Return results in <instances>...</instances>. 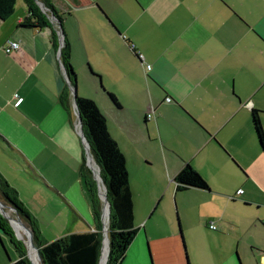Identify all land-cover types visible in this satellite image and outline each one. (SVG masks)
<instances>
[{
    "label": "crops",
    "instance_id": "crops-1",
    "mask_svg": "<svg viewBox=\"0 0 264 264\" xmlns=\"http://www.w3.org/2000/svg\"><path fill=\"white\" fill-rule=\"evenodd\" d=\"M51 1L64 15L59 49L54 27L20 26L28 15L24 0L11 17L0 18V151L10 146L76 208L68 234L95 229L93 212V223L78 227L86 217L77 204H89L83 181L74 177L84 148L73 114L59 99L69 85L60 59L61 41L67 42L84 82L82 96L95 100L126 157L138 232L121 264L262 261L264 150L252 110H260L264 125V0ZM9 40L20 42L11 54L4 50ZM151 109L155 117L147 119ZM187 163L209 189L177 190L175 177ZM143 191L155 197L141 205ZM183 192L195 203L189 212L180 197L177 229L166 197ZM159 210L165 222L152 223Z\"/></svg>",
    "mask_w": 264,
    "mask_h": 264
},
{
    "label": "trees",
    "instance_id": "trees-1",
    "mask_svg": "<svg viewBox=\"0 0 264 264\" xmlns=\"http://www.w3.org/2000/svg\"><path fill=\"white\" fill-rule=\"evenodd\" d=\"M42 2L49 11H44L40 4ZM28 15L21 27L31 29H42L54 27L53 44L59 49V24L51 18V13L62 24L64 15L51 0H24ZM17 0H0V18L6 20L11 17L16 9ZM61 63L66 70L70 80L60 92L62 106L71 114L73 95L71 87L78 84L77 74L71 63V51L67 42L60 51ZM112 100L120 105L118 99L109 93ZM76 103L78 113L83 122V133L90 145V152L96 160L100 174L107 187L108 200L111 205L110 220L108 224V236L110 251L108 264H121L126 257L129 246L134 241L138 228L134 224V200L130 187L129 171L126 157L121 151L117 141L112 137L108 129L107 118L99 106L89 97L77 96ZM252 123L258 137L260 146L264 150V125L260 116V110H252ZM81 176L86 193L92 205L95 220V229L83 232H72L63 238L51 242L39 240V227L34 218L15 201L7 192L12 191L7 182L0 176V195L9 202L29 225L34 232V240L39 247L44 264H99L102 255L103 238L102 232V204L98 196L97 183L91 168L87 165L84 154L81 164ZM177 190H185L189 187L209 189L206 179L195 168L187 163L176 175ZM9 223L0 214V227L6 229ZM8 230V229H7ZM9 231V230H8ZM21 257L17 264H30L26 257L24 248L19 246Z\"/></svg>",
    "mask_w": 264,
    "mask_h": 264
},
{
    "label": "rangeland",
    "instance_id": "rangeland-1",
    "mask_svg": "<svg viewBox=\"0 0 264 264\" xmlns=\"http://www.w3.org/2000/svg\"><path fill=\"white\" fill-rule=\"evenodd\" d=\"M85 69L89 70V66H86ZM102 81H103L105 88L107 89L104 83V79ZM77 82H78V95L82 96V94L85 93L83 92L84 82H82V80H79L78 74H77ZM134 90L137 93L138 97L143 98L145 93H144V89L141 84L134 85ZM96 99H98L99 101L98 96H96ZM71 113L74 116V120L76 123V131L81 139V142L84 148V153L87 159V165L89 166L87 148L90 149V145L85 135L83 138V132H82L83 122L79 121V116L76 110H73V111L71 110ZM4 149L6 150V152L4 150H2V152L0 151V176L7 182V184L12 190V191L7 192V194L10 196V198L13 201L17 202L30 215V217L35 219L39 227L38 236L41 242H51L56 239L65 237L68 234L69 230L73 229L74 227L71 214H73L72 210L76 208L70 202L66 203L58 194L54 192V189H57V188L52 184L53 180H50L52 182H49V180L42 173L29 167L26 161L22 159L19 155L15 156L13 154L14 151L12 150L10 146L4 145ZM90 160H91V164L95 167L97 176H99L98 178L99 180H97L95 177L94 178L97 183L98 196L100 198L102 208H103L102 215L104 213V221L102 220V222H103V227H104V223L108 226L109 220H110L109 207H108V203L106 200L107 187H106V183L104 179L99 173L100 169L98 167L96 160L94 159L93 156L92 158H90ZM89 168L91 167L89 166ZM159 169L160 167L155 166V169L153 170L158 171ZM74 177L75 178L79 177L82 180L81 166L79 168L78 174H74ZM74 177H73V174H69L67 178V182L71 183V180L74 179ZM82 187L84 188V183H82ZM149 192L151 191H148L147 193L144 192L145 194L142 193V196L139 198L141 205L144 203V200L146 198L149 199V197L151 198L155 197L154 196L155 194H153L152 196L149 194ZM190 194L191 193L189 192H183V193L178 194V197L175 196L174 194H172V196L168 194L166 197L167 202L169 201V205H170L169 208L172 211V214H171L172 220L175 223L177 229H178V216L181 219V215L179 213V203H180L181 196H185L184 197L185 203L187 204L189 212H192L193 210L195 199H193ZM84 195H85V190H84ZM0 198L6 204L5 210L10 211L14 217H18L17 215L19 213L17 212V210H14L13 209L14 207L9 202H7L6 199L2 195H0ZM88 199L89 198H87V202L89 206L87 205V203L77 204L78 208L82 212V215L86 217L84 218L85 219L84 222L83 221L81 222L79 220L80 223H78V227L83 230H86L88 223H93L92 205ZM107 199H108V195H107ZM158 202L159 201H156L154 208L157 206ZM74 205H75V202H74ZM162 206H164V202ZM91 216H92V219H91ZM150 220L152 223H154L155 221H159V223H163L165 222V216L161 214V211L159 210L152 215V218H150ZM8 223L9 224L5 226L6 229H2L0 227V240L2 239L9 255L5 251L3 244L0 241V248H1L0 249V259L1 260L4 258L8 259V257H10L11 259L20 258L21 252H20L19 246L22 245L26 253V257L29 260L30 264H34L31 260L32 256L30 258L31 253L29 255V251H28L25 241L19 237L13 225H11L9 221ZM21 228L22 230H24L22 225H21ZM183 231H184V234L186 235L184 227H183ZM102 232H103V228H102ZM206 241L207 243H209L208 236H206ZM32 245L33 247L36 248L35 250H38L37 249L38 246L36 247L34 244ZM187 247H188V244H187ZM39 251L40 250H38V252ZM188 252H189V249H188ZM40 254L38 253L36 255V261H35L36 264H44L43 259L40 258ZM189 256H190V260L192 263L190 253H189ZM203 259H204V256L199 254L200 262L202 261L204 262L205 259L204 260Z\"/></svg>",
    "mask_w": 264,
    "mask_h": 264
},
{
    "label": "water",
    "instance_id": "water-1",
    "mask_svg": "<svg viewBox=\"0 0 264 264\" xmlns=\"http://www.w3.org/2000/svg\"><path fill=\"white\" fill-rule=\"evenodd\" d=\"M38 3L40 4V6L42 7V9H43L44 11H49L48 8H47L42 2H39V1H38ZM51 18H52L56 23L59 24V27H60V28H62V25H61L60 21H59V20H58V19H57L52 13H51ZM60 33H61V32H60ZM62 46H63V41H61L60 51H61ZM64 71H65V74H66V70H65V68H64ZM66 80H67L68 83L70 84V80H69L67 74H66ZM71 91H72V95H73V104H74V107H75L76 112H77V114H78V116H79V121L82 122V118H81L80 114L78 113V106H77V103H76V97L78 96V84L76 85L75 88L71 87ZM82 132H83V130H82ZM82 132H81V133H82ZM83 138H84V133H83ZM86 148H87V147H86ZM87 153H88V164H89V166L91 167V170H92V172H93V174H94V177H95L97 180H99V179H98V176H97V173H96V170H95V167L91 164V160H90V158H92V154H91V152H90V149H88V148H87ZM106 200H107V203L109 204V213H110V212H111V208H110L111 205H110V203H109V201H108V199H107V195H106ZM5 208H6V204H5V203L2 201V199L0 198V213L2 214V216H4V218H6V219L11 223V225H13V224H12V220H11V218L9 217V215L7 214V211L5 210ZM13 209L16 210L15 208H13ZM17 216H18V218H17L18 222H20V223L22 224V226H24L26 229L29 230V232H30V236H29V238H30L31 242L37 247V245H36V243H35V240H34V232H33V230H32L30 227H28V225L26 224V222L20 217L19 214H18ZM109 217H110V214H109ZM102 220L104 221V213H103V215H102ZM13 227H14V226H13ZM103 234H104V238H103V245H104V241H105V239H107V240H108V243H109L108 226H107L105 223H104V227H103ZM27 248H28V247H27ZM37 249L39 250L38 247H37ZM102 249H103V247H102ZM109 251H110V245H109ZM39 254H40V251H39ZM40 258L42 259L41 254H40Z\"/></svg>",
    "mask_w": 264,
    "mask_h": 264
},
{
    "label": "bare ground",
    "instance_id": "bare-ground-1",
    "mask_svg": "<svg viewBox=\"0 0 264 264\" xmlns=\"http://www.w3.org/2000/svg\"><path fill=\"white\" fill-rule=\"evenodd\" d=\"M99 173H100V172H99ZM98 178H99V176H98ZM108 207H109V204H108ZM7 214H8L9 217L11 218V220H12V224H13V226H14V228H15L17 234L19 235L20 238H22V239L25 241V243H26V245H27V247H28L29 255H30V253H31L30 258H31V256H32V258H31L32 262H33L34 264H36V263H35V261H36V255H37L39 252H38V250H35L36 248L33 247V245H32L33 243L31 242V240H30V238H29V236H30V232H29V230L26 229L24 226H23L24 230H22V228H21V225H22V224L20 225V222H18V220H17L18 217H14V216L11 214L10 211H7ZM18 229H19V231H18ZM25 238H26V239H25ZM36 253H37V254H36ZM33 256H34V257H33ZM108 256H109V243H108V240L105 239V241H104V247H103L102 255H101V261H100L99 264H107V263H108Z\"/></svg>",
    "mask_w": 264,
    "mask_h": 264
},
{
    "label": "built area",
    "instance_id": "built-area-1",
    "mask_svg": "<svg viewBox=\"0 0 264 264\" xmlns=\"http://www.w3.org/2000/svg\"><path fill=\"white\" fill-rule=\"evenodd\" d=\"M20 48V42L15 40H9L7 44L4 46V50L7 54H11L12 52L18 50ZM139 58L142 63H145L144 56L142 54H139ZM147 69H150V65H146ZM15 97H19L18 94L15 95ZM155 117V110L151 109L147 114V119H152ZM211 229H217V226L214 222L210 224ZM258 264H264V255L262 257V261H260Z\"/></svg>",
    "mask_w": 264,
    "mask_h": 264
}]
</instances>
